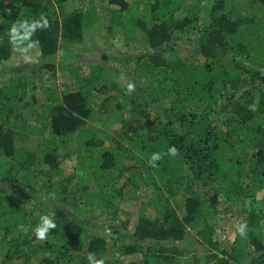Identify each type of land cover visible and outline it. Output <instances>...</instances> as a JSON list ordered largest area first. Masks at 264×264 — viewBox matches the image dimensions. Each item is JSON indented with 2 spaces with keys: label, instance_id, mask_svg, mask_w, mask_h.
<instances>
[{
  "label": "trees",
  "instance_id": "1",
  "mask_svg": "<svg viewBox=\"0 0 264 264\" xmlns=\"http://www.w3.org/2000/svg\"><path fill=\"white\" fill-rule=\"evenodd\" d=\"M41 18L47 26L28 38L22 28L11 33ZM109 35L145 52L126 70L131 91L101 86L99 64L62 97L48 88L62 44L128 63L111 52ZM31 44L43 61L6 66ZM39 85L52 139L29 151L16 146L15 133L43 135L22 114ZM97 114L111 116L102 124L118 123V138L107 141L88 124ZM72 140L87 152L86 177L99 176L102 193L112 174L125 177L131 199H144L142 187L156 195L143 202L133 233L113 225L112 238L107 225L81 217H93L92 196L59 151ZM153 153L161 155L155 167ZM112 189L123 197L124 188ZM181 194L178 213L171 200ZM229 202L242 213L235 239L213 224ZM153 205L160 219L143 213ZM45 215L57 227L40 240L34 229ZM90 254L104 264H120L116 254L140 256L137 264H264V0H0V264H91Z\"/></svg>",
  "mask_w": 264,
  "mask_h": 264
},
{
  "label": "rangeland",
  "instance_id": "2",
  "mask_svg": "<svg viewBox=\"0 0 264 264\" xmlns=\"http://www.w3.org/2000/svg\"><path fill=\"white\" fill-rule=\"evenodd\" d=\"M68 7V11L71 10L70 6ZM261 15V14H260ZM114 35V34H113ZM109 35V46L113 47L110 49L114 55L124 54L129 61L126 63L123 62L122 59H112L105 54L98 53L95 50H92L89 45H80V46H64L61 45L59 53L51 58V61L58 65V72L57 77L49 81L47 85L49 89L57 90L60 97L65 95L68 90H74L76 85L77 77L83 78L84 76H88L89 74L93 73L96 65H101L103 68V82L101 86H110L115 82L120 83V86H128L130 84V78H128L125 73L127 68H137V64L134 63L137 57H140L145 52H142V47H133L127 48L124 38L121 35ZM193 39V38H191ZM86 42V41H85ZM72 47L78 51L77 56L73 57V53H70ZM65 53L68 55L66 56ZM43 61L38 45L31 44V47L26 49V52L23 56L16 57L10 63L6 64L8 68L11 66H18L22 64H35ZM78 71L75 75L72 72ZM135 79L137 76L135 75ZM36 100H33L31 96H27L23 105H26V108L22 111L23 119L25 123L30 124H37L43 130V135H30L22 130L16 128L15 133V144L18 148H24L29 151H37L41 148L43 144L47 140H51V130L49 128V118H47L46 109L43 108V104H47L43 90L41 85L38 86L36 91ZM31 106L34 110L31 109ZM44 109V110H43ZM107 115L100 116L99 114L95 115L94 119L89 121L88 124L98 128V135L107 140L111 141V138H118V123L109 124L107 121L105 124H102L100 121H105ZM111 119V116H109ZM46 118V119H45ZM114 138V139H115ZM115 145V144H114ZM113 145V146H114ZM81 146H77L75 141H70V147L68 149H60V153L64 155L65 160H67V169H69V173L71 171L76 170L78 175H84L85 179L82 181V185L86 187L87 192L91 194V205L90 208H94V215L90 217L88 212L80 211V215L82 218L86 219V222H90L94 220V222L107 225V232L110 237L113 238L115 233L113 232V225L121 228V231H127L129 234L135 231L136 226L138 225L139 214L141 212V208L144 201H148L150 198L155 197L156 195L149 191L147 193L145 188L142 187L139 192L142 198H134L131 199L130 190L131 187L126 185L125 177H118L117 175L113 177V175H106L105 180L107 183L106 192L104 194L101 192V186L104 185L103 182L100 180L99 176L96 175H87V165L88 162L86 161L87 152L85 150H81ZM86 168H85V167ZM84 167V168H82ZM68 173V174H69ZM66 173L64 174H56L54 176L55 181H61ZM105 178V177H104ZM81 177H77L76 180L73 182L75 184L79 183ZM121 189L124 188L123 197H117L114 199V192L113 189ZM158 198V197H157ZM160 199V198H159ZM222 205L225 204V201L222 200ZM184 196L181 194L178 196L177 199H172L171 204L176 209L178 213H181L184 206ZM229 211L223 215L216 217L213 220V224L216 225L218 229L224 232L230 239H235L237 235V230L240 228V223L242 220V213L241 209L237 208V204H233V202H229L227 204ZM37 213H40L41 207L35 209ZM44 210V209H42ZM148 219L157 220L161 217V210L158 206L153 205L148 207L143 212ZM40 219V218H39ZM112 228V229H111ZM97 229V228H96ZM97 232H102L98 230ZM88 239H85L82 245L87 243ZM191 244L197 247L199 250L197 255L201 256V248L197 244L196 241H191ZM199 246V247H198ZM204 252V250H203ZM140 256H129V257H119L118 254L113 258V261H118L120 264H137L140 260Z\"/></svg>",
  "mask_w": 264,
  "mask_h": 264
},
{
  "label": "clouds",
  "instance_id": "3",
  "mask_svg": "<svg viewBox=\"0 0 264 264\" xmlns=\"http://www.w3.org/2000/svg\"><path fill=\"white\" fill-rule=\"evenodd\" d=\"M43 23H41L40 20L33 21L31 24H28L27 22H23L19 25L14 24L11 29V33L14 35L17 33L18 28L24 29V37L23 38H28L31 36L32 32L35 31L37 27H46L47 26V21L41 18ZM31 47V45H29ZM129 90H132V85H129ZM169 154L171 155H176V148L171 147L169 148ZM161 159L160 153H153L151 156V159L149 161V164L153 167L156 166V162ZM57 225L55 221L48 215L42 216L40 218V222L37 227L34 229V235L36 236L37 239L43 240L46 236V234L49 232V230L56 228ZM243 228L244 226L241 225L239 228V231L241 235H243ZM89 260L91 264H104L103 260H96L93 255L90 254Z\"/></svg>",
  "mask_w": 264,
  "mask_h": 264
}]
</instances>
